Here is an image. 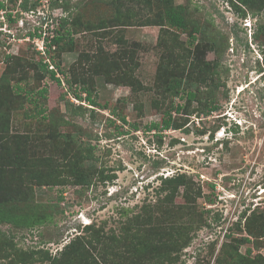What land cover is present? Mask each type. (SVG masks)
<instances>
[{
  "label": "rangeland",
  "instance_id": "obj_1",
  "mask_svg": "<svg viewBox=\"0 0 264 264\" xmlns=\"http://www.w3.org/2000/svg\"><path fill=\"white\" fill-rule=\"evenodd\" d=\"M169 3L187 8L183 29L165 23L159 0H0L2 194L27 198L12 204L21 214L36 206L22 214L32 226L0 224V264H264V7L244 16L229 0ZM157 14L163 27L141 26ZM57 33L59 46L47 48ZM220 43L218 56L209 49ZM164 67L196 93L175 98L180 129H160ZM28 97L46 121L25 118ZM210 99L218 109L207 112ZM17 151L37 165L14 166ZM176 175L187 185L170 195L162 182Z\"/></svg>",
  "mask_w": 264,
  "mask_h": 264
},
{
  "label": "trees",
  "instance_id": "obj_2",
  "mask_svg": "<svg viewBox=\"0 0 264 264\" xmlns=\"http://www.w3.org/2000/svg\"><path fill=\"white\" fill-rule=\"evenodd\" d=\"M168 1L169 0H159V3H163L166 6L164 12L166 14L167 21L165 23L169 24L170 27H173L175 29H180V28L183 29L184 22H185V16L187 15V12H186L187 8L186 7H182V6H177V5L175 6V5H172V3L167 4ZM229 1H230V4L232 6H234L239 11H242L244 13L243 14L244 16L246 15V10L247 11L253 10V8L255 6L264 7V0H236L240 4L235 3L233 0H229ZM257 2H261V4H259ZM3 7H4L3 4H0V9H2ZM22 9L26 10V6L22 5ZM157 15H158L157 18H149V19H145L146 16H144L145 17L144 18L145 22L141 26H160V27H163L164 26V24H162L163 17H161V14H157ZM10 17H11V15H7V18H8L9 21L12 20V19H10ZM128 18H129V16L126 17V20ZM117 20H118L117 23L120 26L121 25L123 27L130 26V25H127L125 23V21H122L123 19L121 17H119V19H117ZM61 21H62V23L66 22V19H61ZM192 25H194V24H192ZM198 31H199V29L195 28L193 26V29H192L191 32H194L195 34H197ZM65 32H66L65 36L69 35V31L68 30H66ZM30 36H32V35H30ZM254 36L257 38L258 37V32L256 34H254ZM63 37H64V34L57 33V35L52 37L51 40L49 41V43H47L45 46L47 48H49V49H51L54 46L58 47L59 43H60L61 39H63ZM189 37H190V41L187 42V45H188V48H190L189 50H191V48H192V50L194 49V51H193L194 52V58L197 59V60L203 58V56L199 57L200 54H203L201 47H199V44L197 43L196 45H194L195 37L192 36L191 33H190ZM159 41H160V39H159ZM160 42H162V41H160ZM222 46L223 45L221 44L219 46L213 47L212 49L210 48L209 50H211L212 53H216L219 56L222 53V49H223ZM187 52L191 53V51H187ZM180 56H182V55H177L176 57H180ZM173 61L175 62V59H173ZM175 63H176L175 69L178 70L179 69L178 66L180 64L177 63V62H175ZM203 65H205L207 67L208 66L210 67L211 63L210 62L205 63L203 61ZM55 66L58 68V71H60V69H59V67H58V65L56 63H55ZM191 66H192V64L190 63L189 67H191ZM40 69H41L43 75L47 74V75H49V77L52 80L59 81L55 77V72L52 69H50V70L48 69V65L47 64H42L41 63L40 64ZM175 69L170 70V72H169L167 67H164V71H162V70L159 71L158 70L159 79L163 78V79H161L160 82H158V84L160 85V88L163 90V92L167 93L169 95V99H170V105H169L168 109L164 112L163 118L161 120L160 129H164V130L170 129L171 127L175 128V129H178V128L180 129V125H176L175 120H174V118L172 116V113L180 114L181 111L184 109V105L180 104V103H178V104L176 103L175 104V98H178V100L181 101V102L186 101L187 103H192V102H194L196 100V93H194L193 91H191L189 89H185L186 88L185 87V80L183 79L184 76L182 75V73H181L182 76L174 75L173 70H175ZM167 71L169 73H167ZM200 71H201V69H200ZM213 76H214V74H210V78H211L210 81H213L212 80ZM132 79L133 78H131V82H128L127 84L132 85L133 83L136 82V81H132ZM67 84H69L68 81H67ZM138 89L142 90L143 88L138 87ZM21 90L22 89H20L18 87L15 89L17 94H19L21 92ZM83 92L87 94L85 99H83V100L87 101L88 105H90L91 107H98V104L92 98V93L89 90L85 89V88H83ZM45 93H46V88H43V89L37 91V94L40 95L42 97V99H46V94ZM75 97L78 98L79 100H82V97L78 93H76ZM27 100H28V102L33 104V110L34 111L32 113H27L26 112L25 115H24L25 118L28 119V120L46 121V119H48V116L45 115L46 107L44 106V104L43 103H38L37 100L31 99L29 97L27 98ZM209 103H210V107H209L210 110H208L207 112H211L213 110H217L218 109L217 104L215 103V101L213 99H210ZM112 114L115 115V113H112ZM6 120H7V118L5 117V115H3V114L1 115L0 114V126H1L0 128L2 130H8V123H7L8 120L7 121ZM122 121H124L123 117H122ZM51 124H52V122H51ZM51 124L49 123L50 127H52ZM67 124H68V122L66 120H62V118H60V120L56 123V125H59V126H64V125H67ZM151 128L152 129H159V126H158V124H151L149 129H151ZM48 131H53V129H49ZM51 135H52V133L49 132V136H51ZM62 138H63V140H67V138H69V136L65 135V137H64V135H63ZM6 148L7 147L4 146V148H2V149H6ZM93 148H94L93 146L90 147V149H92V150H93ZM88 157H89V155H88ZM13 160H14L13 161V165L14 166H16L18 168H22V169H28L29 171H31L32 168L37 165V160H36L35 157L30 156V154L28 156L20 154L19 151H17L15 153V155L13 156ZM5 178H6L5 175H4V178H2V177L0 178V224H2V223L12 224L14 228H22V226H24V227L32 226V224H34L32 222V218H31V220H30V218H27V220L22 221L23 218L27 216V215H22V214L30 213L32 215L33 209L36 208V206H34L32 209L29 208L26 213H22L21 214L20 213L21 210L19 209L20 207L18 205H20L23 202H25V200L27 198H23L20 194H17L15 197L9 198V200H7V197L3 198V196L5 194H2V191H3V186H4L5 183L2 184V182H4L3 179H5ZM30 178H32V177H30ZM185 178L186 177L184 175H176V176H174L172 178L165 179L162 183H164V185H165V188H166L165 190H168L170 192V195H172V194H175V191H177V188H179L181 186H184V185L185 186L187 185V182H186ZM15 202H17L16 204H18V203L19 204L17 206H15V205L13 206L12 204L15 203ZM151 219H152V215L148 217L147 221L150 223ZM37 221H38L37 217H34L35 224L38 223ZM138 225L139 224L136 223V232L137 233H139V230L137 229ZM135 237L134 236L133 237H126V240L132 241Z\"/></svg>",
  "mask_w": 264,
  "mask_h": 264
},
{
  "label": "bare ground",
  "instance_id": "obj_3",
  "mask_svg": "<svg viewBox=\"0 0 264 264\" xmlns=\"http://www.w3.org/2000/svg\"><path fill=\"white\" fill-rule=\"evenodd\" d=\"M221 136V134H218V137Z\"/></svg>",
  "mask_w": 264,
  "mask_h": 264
}]
</instances>
